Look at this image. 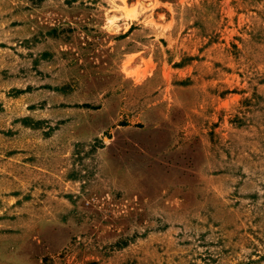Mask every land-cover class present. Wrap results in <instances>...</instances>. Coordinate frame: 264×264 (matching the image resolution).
<instances>
[{"label": "rangeland", "instance_id": "1", "mask_svg": "<svg viewBox=\"0 0 264 264\" xmlns=\"http://www.w3.org/2000/svg\"><path fill=\"white\" fill-rule=\"evenodd\" d=\"M0 264H264V0H0Z\"/></svg>", "mask_w": 264, "mask_h": 264}]
</instances>
